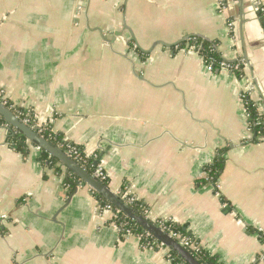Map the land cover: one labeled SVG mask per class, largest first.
Listing matches in <instances>:
<instances>
[{"label": "crops", "instance_id": "crops-1", "mask_svg": "<svg viewBox=\"0 0 264 264\" xmlns=\"http://www.w3.org/2000/svg\"><path fill=\"white\" fill-rule=\"evenodd\" d=\"M262 5L0 0V92L98 156L106 185L128 189L150 221L185 225L222 264H264V137L250 141L243 99L250 85L264 115ZM193 35L218 41L241 75L176 48ZM5 136L0 128V264H171L166 247L120 234L88 186L67 194L62 166L42 165L34 146L14 151ZM224 148L222 174L207 182Z\"/></svg>", "mask_w": 264, "mask_h": 264}, {"label": "trees", "instance_id": "trees-1", "mask_svg": "<svg viewBox=\"0 0 264 264\" xmlns=\"http://www.w3.org/2000/svg\"><path fill=\"white\" fill-rule=\"evenodd\" d=\"M257 16L264 30V5L258 8ZM186 45L194 46L195 50L202 57L203 61L207 65L211 64L212 70L219 71L217 63L219 61H222L223 58L221 57L218 51V41L209 40L201 36L193 35L190 36L189 39H187L186 41L178 43L177 47L184 48ZM139 55L141 57L144 56V54L140 52ZM236 63L237 62H231V64H236ZM234 74L240 76L241 72H236ZM243 99L245 105V113L248 115V122L250 125V129L255 134L254 137L250 139V141L256 142L258 141L259 137L261 136L264 137V115L258 112L257 108L254 106L253 101L249 98V95L246 94ZM0 101H2L21 122L25 123L36 133L43 136L52 145L61 148L65 152H70L72 148L76 149L80 154V157L76 158L74 155H72L71 157L89 174L94 173V170L99 165L98 156L96 157L87 156L85 153H83V148L81 146L66 141L64 139V135L60 132H53L49 124L38 125L37 119L31 108L13 104L8 100L1 99V96H0ZM257 119L261 121V124L258 126L255 125V121ZM0 128L7 129L6 123L1 117H0ZM5 139H6V143L10 146V148L23 155H27L29 153V148L31 146L36 147V145L28 141L27 138L19 130L14 129L12 127L6 130ZM225 151L226 148L222 149L219 152V154L215 157L214 161L208 166V169L210 170V176L214 181L219 180L222 171L224 169V159L220 154ZM38 161L47 168H53L56 164H58V161L55 158L50 157L47 152L41 149H39ZM56 172L59 174L61 173L59 167L56 168ZM102 182L104 184L107 183L106 180ZM63 183L67 194H72L75 188L78 186L77 179L73 174H69L67 177H65ZM94 195L98 199L100 205L109 204L101 195L97 193H94ZM127 203L139 215L146 217V215L143 213L146 207L145 204L142 203V201L135 199L134 201ZM159 222L161 223V226L163 227V230L166 233L169 232L177 233L180 236H185L195 241V239L191 235L186 233L185 225H180L179 223L175 222L172 219H165ZM115 223L117 225V228L119 229L120 234L123 235L127 231L131 232L132 235L137 236L139 238L140 245H145L147 247L152 246V248H157V245H159L158 241L153 236L145 237L146 231L135 221L126 217L123 214L117 216ZM152 223L156 225L159 224L158 222H152ZM0 231H4V228L1 224H0ZM174 239L179 242L178 238H174ZM260 239L264 241V238L262 236H260ZM184 249L189 251V253L194 257V259L199 264H222L218 260V257L216 255L209 254L207 251L203 250L200 246L198 247V249H192L189 247H184ZM168 256L171 260V264H181L183 262L182 258L174 251L169 250Z\"/></svg>", "mask_w": 264, "mask_h": 264}, {"label": "water", "instance_id": "water-1", "mask_svg": "<svg viewBox=\"0 0 264 264\" xmlns=\"http://www.w3.org/2000/svg\"><path fill=\"white\" fill-rule=\"evenodd\" d=\"M188 38L189 37H185L178 43L186 41ZM156 44H161L170 48L172 47L171 45L163 42H157ZM144 52L149 53L150 51ZM0 117L5 121L7 129L12 127L19 130L28 141L34 143L39 149L47 152L50 157L55 158L58 161V164L64 168L66 177L69 174L75 175L78 185L88 186L94 193L101 195L109 204L117 208L123 215L132 219L146 232L150 233L164 247L170 251L176 252L183 260L181 264H199L189 251L184 249L178 241L172 238L161 227L152 223V221L148 218L139 215L120 197V195L112 191L106 184H104L95 172L93 174H89L64 150L52 145L43 136L36 133L25 123L21 122L2 101H0Z\"/></svg>", "mask_w": 264, "mask_h": 264}, {"label": "built area", "instance_id": "built-area-1", "mask_svg": "<svg viewBox=\"0 0 264 264\" xmlns=\"http://www.w3.org/2000/svg\"><path fill=\"white\" fill-rule=\"evenodd\" d=\"M189 39V38H188ZM176 48H178L177 46H176ZM184 48H186L187 50H194V51H196L195 50V47L194 46H192V45H186V47H184ZM197 52V51H196ZM198 53V52H197ZM205 63V62H204ZM206 64V63H205ZM207 65V64H206ZM217 65H218V68H219V70H225V71H229V72H231V73H236V72H240L241 71V66H240V64H238V63H236V64H231V62L230 61H226V60H222V61H219L218 63H217ZM210 69H212V67H211V64H208L207 65ZM251 86L249 85V86H247L246 87V89L243 91V97H244V95L248 92V91H250L251 90ZM0 96H1V99H3L4 100V97H3V94L0 92ZM254 106L256 107V104H254ZM258 110V109H257ZM246 117L248 118V115L246 114ZM261 124V121L260 120H256L255 121V125H260ZM38 150H39V148L38 147H36ZM68 155H70V156H72V155H74L76 158H78V157H80V154L78 153V151L76 150V149H74V148H72L71 150H70V152H66ZM83 153H85L84 151H83ZM87 155V154H86ZM88 156V155H87ZM93 157H96V155H94ZM72 158V157H71ZM210 165V164H209ZM208 165V166H209ZM208 166H206V168H205V170H204V179L207 181V182H211V183H214V184H216V182L217 181H214L213 179H212V177L210 176V170L208 169ZM94 172L98 175V177H99V179L101 180V181H105L106 180V177H105V175L103 174V172H102V170H101V168H99L98 166L96 167V169L94 170ZM125 202H132V201H134L135 200V197H132L131 195H130V193L128 192V189H126V191L124 192V194H122V196H120ZM99 209H100V211L102 212V211H109L110 213H111V215H112V223L116 226V228H117V225H116V223H115V220H116V218H117V216L118 215H122V213L117 209V208H115L113 205H111V204H106V205H100V207H99ZM143 213L144 214H146V209H144V211H143ZM5 220H6V215L5 214H0V224H4V222H5ZM159 221H161V220H159ZM159 221H156V222H158L159 224H158V226L159 227H161L162 229H163V227L161 226V223L159 222ZM118 229V228H117ZM118 231H119V229H118ZM172 238H178L179 239V243L183 246V247H189V248H192V249H198V247H199V245H198V243H197V241L195 240V241H193L191 238H188V237H185V236H180L179 234H177V233H172V232H169L168 233ZM124 236H128V235H132V233L131 232H129V231H127V232H125L124 234H123ZM150 236H152L150 233H148V232H146L145 233V237H150ZM159 243V245H157V248L158 247H162L163 245L160 243V242H158ZM142 246V248H152V246L151 247H147V246H145V245H141ZM164 247V246H163Z\"/></svg>", "mask_w": 264, "mask_h": 264}]
</instances>
